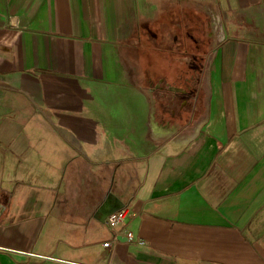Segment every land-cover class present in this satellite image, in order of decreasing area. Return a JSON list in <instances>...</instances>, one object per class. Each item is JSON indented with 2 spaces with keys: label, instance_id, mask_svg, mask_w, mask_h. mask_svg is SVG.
<instances>
[{
  "label": "crops",
  "instance_id": "1",
  "mask_svg": "<svg viewBox=\"0 0 264 264\" xmlns=\"http://www.w3.org/2000/svg\"><path fill=\"white\" fill-rule=\"evenodd\" d=\"M78 263L264 264V0H0V264Z\"/></svg>",
  "mask_w": 264,
  "mask_h": 264
},
{
  "label": "built area",
  "instance_id": "2",
  "mask_svg": "<svg viewBox=\"0 0 264 264\" xmlns=\"http://www.w3.org/2000/svg\"><path fill=\"white\" fill-rule=\"evenodd\" d=\"M131 212V201H125L123 206L107 216L106 222L109 229L112 231L113 240L116 236H124L127 240H133L132 232L127 228V218ZM104 245L109 246V242H105ZM82 264V263H78Z\"/></svg>",
  "mask_w": 264,
  "mask_h": 264
},
{
  "label": "water",
  "instance_id": "3",
  "mask_svg": "<svg viewBox=\"0 0 264 264\" xmlns=\"http://www.w3.org/2000/svg\"><path fill=\"white\" fill-rule=\"evenodd\" d=\"M124 204V201L121 197L117 196L113 192L109 191L104 200L100 203V205L95 210V214L97 215L100 221H105L107 216L113 213L114 211L121 208ZM125 240L126 238H119Z\"/></svg>",
  "mask_w": 264,
  "mask_h": 264
}]
</instances>
